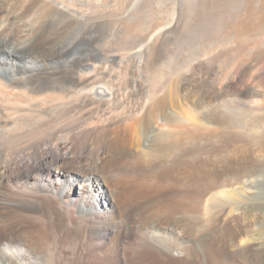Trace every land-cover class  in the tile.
Wrapping results in <instances>:
<instances>
[{"label":"bare ground","instance_id":"obj_1","mask_svg":"<svg viewBox=\"0 0 264 264\" xmlns=\"http://www.w3.org/2000/svg\"><path fill=\"white\" fill-rule=\"evenodd\" d=\"M226 3L264 9V0H196L194 12ZM156 5L166 0H0V264H264V155L228 153L264 148V96L243 79L192 89L184 75L166 93L167 25L142 39L118 28L141 17L148 32ZM102 29L116 32L106 62L136 61L125 82L104 84L106 62L70 57ZM155 70L157 83L136 78ZM185 102L209 109L189 129L174 110ZM169 123L181 129L168 133ZM183 179L197 187L178 200ZM198 206L206 225L184 215ZM168 230L181 245L166 242Z\"/></svg>","mask_w":264,"mask_h":264},{"label":"rangeland","instance_id":"obj_2","mask_svg":"<svg viewBox=\"0 0 264 264\" xmlns=\"http://www.w3.org/2000/svg\"><path fill=\"white\" fill-rule=\"evenodd\" d=\"M191 2H192V5H190ZM193 4L194 5L196 4V0H166V5L164 7L161 8L159 5H156L157 8H153V10L155 11L156 9L158 10L160 9L161 11L160 10L155 11L156 14L160 17L156 15L157 18L156 17L153 18L154 28L152 27L151 30H149L148 32H146L145 30L140 31L138 28L142 24L143 19L141 17L134 23L130 22L129 19L125 17L124 23L120 25L121 27H118V28H121V30L123 31V34H124L123 36L125 37L124 39L128 37L130 38L132 34H137V32L144 35V36L143 35L139 36V38L142 39V37L143 38L150 37L155 31H157L160 25H167L166 26V51L163 55V58L160 59L161 61L160 65L163 64L164 62H167L166 68H165L166 69V93L169 90L168 88L169 83L173 79L176 78V75L177 77L180 75L181 76L184 75L185 82L187 81L186 84L189 85V87L192 89L193 88L198 89V87L201 88L202 86L213 84L215 81H218V82L220 81L221 83H227L230 79H232L235 82H239L241 79H243L244 83L242 85V89L243 90L251 89V92L259 89L260 91L257 93L255 98L262 99L264 96V9L259 10L260 8H255V7H252L250 9L245 8V7L244 8L235 7L231 9V11H228L229 5L226 3V7H223V8L224 9L226 8L227 10L220 9V12L216 14L212 8L209 11L197 12L195 10L194 12ZM127 7H128V3L126 1H122L121 12L123 13L127 9ZM175 11L177 14L175 13ZM157 12H159V14ZM162 12H164V15H166V17L164 16L165 18L163 17ZM193 13L194 14L196 13V14L193 15ZM139 14L144 15V11H141ZM163 18L165 20H163ZM173 18L176 20H174ZM217 19L221 20L223 23V27L221 29L217 27L218 26ZM111 31L113 30L109 31L108 29L106 30L102 29V31H100L99 34L97 33L98 35L97 39H93L92 43L90 41L89 43L90 48L88 49L86 54L84 53L86 56L83 53H81L76 56L71 55L70 57L71 58L79 57L81 59H88V62L90 61L89 64H93V62L95 63L96 61H99L95 63L96 65L94 64L95 67H100V66L105 65L104 62L106 61L103 58V55L104 56L106 54L112 55L113 53H115L113 48L110 49V46L112 45V41L109 39V35H112V34L115 35L116 32L113 33ZM107 47L109 49H107ZM100 51L104 52V54H102V52ZM134 63H136V61H132L130 67L126 66V64H123V66H120L122 68L121 69L119 68V65L116 63H114L113 65L112 62H109V63L106 62L108 66L107 68H105L106 70L102 69L103 71L102 75H104V77L101 79V82L103 81L102 83L104 84L107 83L106 82L107 80H111V78H109L111 76H112L111 81H115L118 78H119L118 81L116 80L117 82H120V80L122 82L127 81L129 76L126 75L127 79H125V77L123 78V76L128 73L130 74L129 68L132 67L133 69H137L136 67L132 66V64L134 65ZM197 65H199L198 66L199 68H196ZM188 67L189 69H187ZM111 71L112 73H110ZM156 72L157 70H155L151 75L149 72H144L145 74L144 76H139V77L137 76L136 78L140 80V78L142 77L143 79H141L140 81L147 80L146 82H153L155 78V82L157 83L158 78L156 77V74H157ZM244 73L245 75L243 76ZM106 77L107 79H104ZM102 83H100L101 86H102ZM256 84L260 86L255 87V89H252V87H254ZM100 85L97 86V90L100 89V91H104V88L101 87ZM187 90H185L186 92L184 90L182 91V94L185 97H187ZM180 105L181 106L179 107L176 106L175 109L174 108L173 109L179 113H182L184 117L189 119L187 122L183 119V122L181 123V125L183 126L182 129L184 128L187 129L188 127L189 128L194 127V124L191 121L198 122L197 121L199 119L198 117H200L206 111L209 110L208 108L206 109L202 108L198 110L195 108V105H193L191 102L181 103ZM169 124L168 125L166 124V130L168 131V133H169V130L171 132L172 130H175L176 127H177L176 130L181 129L180 123H178V126L172 125V123H169ZM201 125L205 127L206 123H201ZM262 136H264V130L262 131ZM208 143L211 145L212 140L207 141V143L204 142V145L202 146H205ZM245 144L246 143L233 146L232 148H230V151L228 153H230L231 155H236V154L238 155L248 150L247 153L249 155H253V154L254 155L260 154L261 156L264 155V148L263 149L260 147L257 148L256 145H253L250 142L246 144V147H245ZM199 145L201 144H196L195 146H191V144L187 142L185 146L186 147L191 146V147L196 148L193 150H197L196 146H199ZM194 155L196 156V152ZM173 157L175 158V156L173 155L172 157L171 156L166 157V168L173 161L174 159ZM219 159L220 157H218V160ZM194 161L197 162L196 159H194ZM171 181L172 180L168 181L167 184L168 183L171 184ZM185 181L186 179H183V181L178 182L177 184L178 189H177V193L175 194L176 195L175 199L176 197L177 199L179 198L178 200L182 199L185 196L184 194H185L186 188H193V185L194 187H197L196 186L197 183L194 180L193 182L195 184L192 182H188V184H186ZM190 181L192 180L190 179ZM167 184L166 186L169 185ZM199 206H198L199 213L192 214L193 212L191 213L188 209L186 210L187 215L185 211H184V215L188 219L197 218L201 222L202 225H206L208 224L207 220L210 218V216L209 214H205L206 215L205 216L204 212H202L203 213L202 214L201 211H204V210L199 209L200 208ZM204 221L206 222V224H204L205 223ZM184 227L186 228V225ZM184 227L183 229L185 230ZM179 231L180 233L183 232L182 229H179ZM188 240H190V242H187L186 244H197L198 245V242L196 239L188 238ZM166 242L181 245V241L176 237V234L171 233L169 230L166 233Z\"/></svg>","mask_w":264,"mask_h":264}]
</instances>
